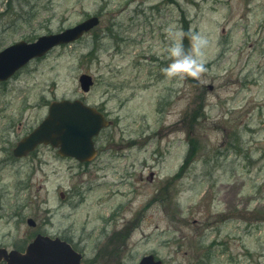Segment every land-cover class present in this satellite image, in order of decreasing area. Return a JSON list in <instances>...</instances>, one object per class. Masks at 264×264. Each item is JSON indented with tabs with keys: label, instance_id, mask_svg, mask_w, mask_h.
<instances>
[{
	"label": "rangeland",
	"instance_id": "obj_1",
	"mask_svg": "<svg viewBox=\"0 0 264 264\" xmlns=\"http://www.w3.org/2000/svg\"><path fill=\"white\" fill-rule=\"evenodd\" d=\"M90 16L91 32L0 84V247L41 233L80 264H264V0H0V48ZM172 26L209 38L200 79L161 72ZM62 99L109 120L96 157L42 145L13 161Z\"/></svg>",
	"mask_w": 264,
	"mask_h": 264
},
{
	"label": "water",
	"instance_id": "obj_2",
	"mask_svg": "<svg viewBox=\"0 0 264 264\" xmlns=\"http://www.w3.org/2000/svg\"><path fill=\"white\" fill-rule=\"evenodd\" d=\"M98 25L96 17H90L80 25L69 28L57 35L38 37L35 42H16L0 52V81L7 80L17 69L31 58L44 55L50 48L60 43H69L79 38L82 33ZM82 91L92 86L90 76L82 74L79 78ZM107 125V121L95 109L85 106L79 101L51 103L47 117L20 139L13 149L15 157L25 156L38 144H50L58 147L61 156H71L80 162L90 161L95 155L92 137ZM28 225L33 226L31 220ZM25 250L7 252L0 249V263L6 264H79L81 257L69 244L60 239H51L37 235ZM138 264H160L153 261L152 256L144 257Z\"/></svg>",
	"mask_w": 264,
	"mask_h": 264
},
{
	"label": "clouds",
	"instance_id": "obj_3",
	"mask_svg": "<svg viewBox=\"0 0 264 264\" xmlns=\"http://www.w3.org/2000/svg\"><path fill=\"white\" fill-rule=\"evenodd\" d=\"M173 37L167 48L168 58L171 61L161 69L166 79L183 81L187 78L200 79L207 71L206 55L210 41L207 35L201 32H183L182 29L172 26L166 29ZM189 40V47L185 48L183 38Z\"/></svg>",
	"mask_w": 264,
	"mask_h": 264
}]
</instances>
